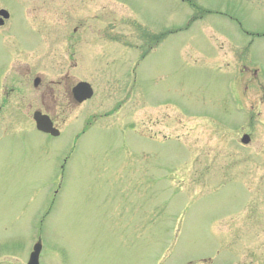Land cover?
<instances>
[{"label": "rangeland", "instance_id": "rangeland-1", "mask_svg": "<svg viewBox=\"0 0 264 264\" xmlns=\"http://www.w3.org/2000/svg\"><path fill=\"white\" fill-rule=\"evenodd\" d=\"M0 10V264H264V0ZM69 50L94 96L50 138L33 80Z\"/></svg>", "mask_w": 264, "mask_h": 264}, {"label": "flooded vegetation", "instance_id": "flooded-vegetation-1", "mask_svg": "<svg viewBox=\"0 0 264 264\" xmlns=\"http://www.w3.org/2000/svg\"><path fill=\"white\" fill-rule=\"evenodd\" d=\"M74 33H77V29L73 30ZM75 35H71L69 38L65 40L67 43L66 47L72 48L73 46H70V43H73V38ZM79 41V40H78ZM69 49V48H68ZM38 52V51H37ZM66 52V51H65ZM38 59L36 60H43V57L40 53H38ZM77 54L79 52H75L74 50H69V53L67 55L68 59L66 60V65L63 67L65 68V71L63 73V76L55 77L52 79H48L45 76H43L40 73H37L34 80H33V89L35 90L37 94V101L39 104L33 105V103L29 104V110H32V119L35 114L40 113L43 116H46L50 118V121L52 122L53 127L59 130L57 127V121L56 118L59 115H64V112L68 110L69 107L74 108L75 106H80L82 104H78L75 100L73 89L76 84L73 82V77L70 76V73L72 70H74L75 67H77V62L75 61L77 59ZM54 62V60H52ZM83 82V81H79ZM31 81H28L25 83V85H30ZM4 84V83H3ZM0 86V91L2 92V86ZM2 94L0 93V100ZM84 104V103H83ZM4 107L0 103V121L1 116L3 114ZM36 128V127H35ZM60 131V130H59ZM61 135V132H59V136ZM47 137H51V135H46ZM58 136V137H59Z\"/></svg>", "mask_w": 264, "mask_h": 264}, {"label": "water", "instance_id": "water-1", "mask_svg": "<svg viewBox=\"0 0 264 264\" xmlns=\"http://www.w3.org/2000/svg\"><path fill=\"white\" fill-rule=\"evenodd\" d=\"M0 16H1L0 24L2 25L4 23V21L9 18V14H8V12L2 10L0 12ZM74 96H75V99L79 103H82V102L92 98L93 90L89 84L80 83L74 89ZM35 120L37 122V127L40 131H42L44 133L52 134L53 136H56L58 134V132L52 127V124L47 117H43L39 114H36ZM241 142L244 145L249 144L250 143V137L248 135H244ZM41 250H42V245L40 242H38L34 246V250L30 255V259H29L28 264H40L39 263V257H40Z\"/></svg>", "mask_w": 264, "mask_h": 264}]
</instances>
